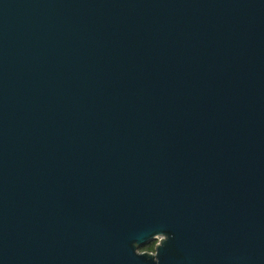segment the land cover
<instances>
[{
  "label": "water",
  "instance_id": "1",
  "mask_svg": "<svg viewBox=\"0 0 264 264\" xmlns=\"http://www.w3.org/2000/svg\"><path fill=\"white\" fill-rule=\"evenodd\" d=\"M0 264H264V0H0Z\"/></svg>",
  "mask_w": 264,
  "mask_h": 264
},
{
  "label": "trees",
  "instance_id": "2",
  "mask_svg": "<svg viewBox=\"0 0 264 264\" xmlns=\"http://www.w3.org/2000/svg\"><path fill=\"white\" fill-rule=\"evenodd\" d=\"M155 246V241H151L150 243L142 246L140 250H146V251H153Z\"/></svg>",
  "mask_w": 264,
  "mask_h": 264
},
{
  "label": "rangeland",
  "instance_id": "3",
  "mask_svg": "<svg viewBox=\"0 0 264 264\" xmlns=\"http://www.w3.org/2000/svg\"><path fill=\"white\" fill-rule=\"evenodd\" d=\"M142 251H146V250H142Z\"/></svg>",
  "mask_w": 264,
  "mask_h": 264
},
{
  "label": "flooded vegetation",
  "instance_id": "4",
  "mask_svg": "<svg viewBox=\"0 0 264 264\" xmlns=\"http://www.w3.org/2000/svg\"><path fill=\"white\" fill-rule=\"evenodd\" d=\"M155 243H156V241H155Z\"/></svg>",
  "mask_w": 264,
  "mask_h": 264
}]
</instances>
